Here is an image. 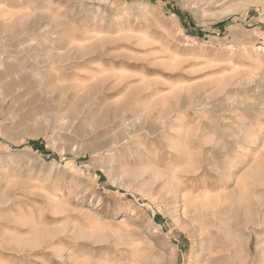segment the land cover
Returning a JSON list of instances; mask_svg holds the SVG:
<instances>
[{
	"label": "rangeland",
	"instance_id": "obj_1",
	"mask_svg": "<svg viewBox=\"0 0 264 264\" xmlns=\"http://www.w3.org/2000/svg\"><path fill=\"white\" fill-rule=\"evenodd\" d=\"M0 264H264V0H0Z\"/></svg>",
	"mask_w": 264,
	"mask_h": 264
},
{
	"label": "trees",
	"instance_id": "obj_2",
	"mask_svg": "<svg viewBox=\"0 0 264 264\" xmlns=\"http://www.w3.org/2000/svg\"><path fill=\"white\" fill-rule=\"evenodd\" d=\"M223 24H225V23H221L219 26H221V25L223 26Z\"/></svg>",
	"mask_w": 264,
	"mask_h": 264
}]
</instances>
